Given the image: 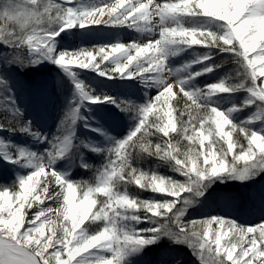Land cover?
<instances>
[{
	"label": "snow or ice",
	"instance_id": "snow-or-ice-1",
	"mask_svg": "<svg viewBox=\"0 0 264 264\" xmlns=\"http://www.w3.org/2000/svg\"><path fill=\"white\" fill-rule=\"evenodd\" d=\"M99 26L147 42L61 50L62 34ZM217 56L231 57L235 75L198 86L223 69ZM45 64L58 71L57 93L65 78L70 85L51 134L16 87L18 73ZM86 71L138 84L139 100L97 90L81 79ZM109 105L127 118L126 134L92 114ZM80 127L102 140L80 138ZM0 134V161L14 173L0 184V264H138L161 241L188 248L197 264H264V214L254 225L189 218L213 185L264 176V0H0ZM85 151L103 163L91 181L74 180V166L92 168ZM152 158L182 179L140 167ZM133 185L161 195L141 199Z\"/></svg>",
	"mask_w": 264,
	"mask_h": 264
},
{
	"label": "rangeland",
	"instance_id": "rangeland-1",
	"mask_svg": "<svg viewBox=\"0 0 264 264\" xmlns=\"http://www.w3.org/2000/svg\"><path fill=\"white\" fill-rule=\"evenodd\" d=\"M111 2V0H110ZM171 2H174L172 0ZM114 31L120 36L127 34L121 38H116L114 41L108 39L110 33ZM158 37V28L156 29ZM131 37V38H129ZM145 43L147 38H144L139 33L128 28H93L88 35H82L79 30H73L71 35L62 34L60 38L61 50L67 48L69 50L79 49L80 47L91 48L94 45L100 46L107 43L120 42L128 44L130 42ZM205 49L195 46V51L200 52ZM192 53L188 52L173 59V66H179L186 60L191 58ZM216 63H223L224 67L214 75L201 77L198 79V86L203 87L207 83L216 82L225 74L235 75L236 65L232 62L231 57L217 56ZM27 78L22 73L16 76L17 94L21 103L27 107L28 114L34 118L36 127L39 130L51 134L55 131L56 124L59 122V117L62 114L63 96L70 92V85L65 78V84L62 92L57 93L52 86V81L57 77L58 71L55 66L45 64L36 70H25ZM62 75V74H59ZM81 79L97 86V90L103 87V90L108 91L111 95H116L122 98H127L132 95V98H140L141 91L139 85L128 84L123 81H108L103 78H97L94 73L83 72ZM155 94L154 92L152 93ZM233 99H242V94H238ZM230 106L225 104V107ZM93 115L100 123L104 124L109 129L112 135L122 136L127 133L129 122L123 114L118 113L112 106L104 108H94ZM248 115V111L239 114V119H243ZM259 125L257 124V127ZM80 138L92 136L93 139L102 140V137L83 130V127L78 130ZM4 135V134H0ZM17 142L24 143L26 138L20 135L15 137ZM187 143V142H185ZM87 162L92 166L91 169H84L79 166H74L71 170V175L74 180L91 181L94 176V170L103 163V157L85 151ZM149 163L140 165L145 170L155 168L159 174L171 176L175 179H182L179 174L173 172L169 167L159 163L155 158L148 160ZM14 173L8 166H3L0 161V184L10 183ZM129 191L134 195H138L141 199H148L154 195L159 198L161 194H153L150 191H139L134 185L129 186ZM264 192V176L257 177L254 181L246 184L239 182H229L227 184H215L209 189L207 195L208 200L203 207H194L189 211V218L200 217L208 214L225 215L235 218L240 223L256 224L260 222L262 212L261 193ZM53 208L58 205L49 203ZM146 226V225H144ZM159 246V252H152L147 249L138 259V264H197L195 257L191 251L184 246H172L167 241Z\"/></svg>",
	"mask_w": 264,
	"mask_h": 264
},
{
	"label": "bare ground",
	"instance_id": "bare-ground-1",
	"mask_svg": "<svg viewBox=\"0 0 264 264\" xmlns=\"http://www.w3.org/2000/svg\"><path fill=\"white\" fill-rule=\"evenodd\" d=\"M172 0H170V2H171ZM142 2H147V0H142ZM158 2H163V0H158ZM93 28H107V29H113L114 27H111V26H99V27H93ZM117 28H120V27H117ZM123 28H125V27H123ZM125 37V36H127V34H123L122 36H120L119 34H117L116 32H114V31H112L111 33H110V35L108 36L109 38L108 39H111V40H115L116 38H121V37ZM144 38H147L146 36H143ZM129 38H131V37H129ZM212 83V82H211ZM81 128V127H80ZM83 130H85V129H83ZM49 203H51V202H49Z\"/></svg>",
	"mask_w": 264,
	"mask_h": 264
},
{
	"label": "trees",
	"instance_id": "trees-1",
	"mask_svg": "<svg viewBox=\"0 0 264 264\" xmlns=\"http://www.w3.org/2000/svg\"><path fill=\"white\" fill-rule=\"evenodd\" d=\"M22 74L25 76V78H27L28 74L26 75V72H25V71L22 72ZM185 119H187V117H185ZM146 162L149 163V161H145V163H146ZM143 164H144V163H143ZM163 244H165V243H160L159 245L152 246L150 249H151L152 252L157 253V252L160 251V250H159V246H160V245H163Z\"/></svg>",
	"mask_w": 264,
	"mask_h": 264
}]
</instances>
